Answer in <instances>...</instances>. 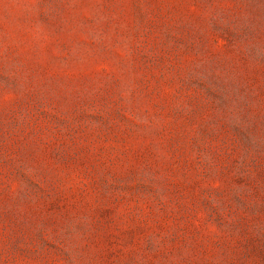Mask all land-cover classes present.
Wrapping results in <instances>:
<instances>
[{
	"label": "rangeland",
	"instance_id": "obj_1",
	"mask_svg": "<svg viewBox=\"0 0 264 264\" xmlns=\"http://www.w3.org/2000/svg\"><path fill=\"white\" fill-rule=\"evenodd\" d=\"M0 264H264V0H0Z\"/></svg>",
	"mask_w": 264,
	"mask_h": 264
}]
</instances>
